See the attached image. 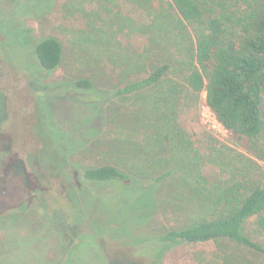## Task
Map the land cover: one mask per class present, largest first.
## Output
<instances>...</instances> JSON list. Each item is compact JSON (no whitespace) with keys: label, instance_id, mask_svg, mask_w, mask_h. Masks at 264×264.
<instances>
[{"label":"rangeland","instance_id":"rangeland-1","mask_svg":"<svg viewBox=\"0 0 264 264\" xmlns=\"http://www.w3.org/2000/svg\"><path fill=\"white\" fill-rule=\"evenodd\" d=\"M135 1L141 0H54L42 13L50 0H0V264H148L159 254L153 235L191 223L195 201L177 167L156 185L147 223L134 188L83 175L84 168L108 164L130 172L139 157L123 148L143 144L156 129L145 117L151 111H136L143 101L118 103L113 93L124 78L112 58L96 57L89 45L93 30H100L121 57L149 48L141 31L152 23L149 5ZM158 7L154 0L152 10ZM43 37H56L64 47L62 64L52 72L35 56ZM153 50L156 63L161 56ZM171 76L181 80L183 74ZM82 79L94 83L91 94L74 90ZM177 119L200 152L204 178H264V150L258 158L248 141H237L207 107L206 94L184 95ZM245 232L263 242L252 222ZM235 251L227 241L183 243L161 264H208L214 256L218 264L217 256ZM243 254L264 264L260 254Z\"/></svg>","mask_w":264,"mask_h":264},{"label":"trees","instance_id":"trees-1","mask_svg":"<svg viewBox=\"0 0 264 264\" xmlns=\"http://www.w3.org/2000/svg\"><path fill=\"white\" fill-rule=\"evenodd\" d=\"M143 2L149 5L146 11L152 16V23L143 25L141 30L148 38L149 48L121 57L111 52L109 46L113 40L100 30L97 34L93 30L88 44L96 57L112 58V65L124 78V83L113 93L118 103L134 106L143 101L136 111H151L145 117H149L156 129L143 144L132 141L130 147L123 148L124 153L139 157L140 164L135 163L130 172L121 169V165L108 164L84 168L83 175L92 183L134 188L142 198L141 212L147 223L156 206V185L171 176L174 167L179 168L195 201L191 223L153 235L158 247L154 256L159 254L148 264H161L171 248L183 243L223 241L239 251L219 259L217 256L218 264H253L246 260L243 251L264 256V178L234 176L215 182L204 178L200 152L180 127L177 112L184 95L206 94L207 107L217 121L237 141H248L249 152L261 157L264 0H168V6L165 0H159L156 11L151 8L154 0H141L139 4ZM53 3L50 0L44 10L38 11L46 12ZM210 11L218 13L208 15ZM153 49L161 56L156 63H151L149 56L155 53ZM34 52L46 71H55L62 64L64 47L56 37L40 38ZM177 71L183 74L181 80L171 76ZM73 86L75 91L81 89L89 94L94 91V83L89 79L79 80ZM88 100L101 108L99 98ZM249 222L263 242L253 240L245 232ZM213 259L208 264H216L215 256Z\"/></svg>","mask_w":264,"mask_h":264},{"label":"built area","instance_id":"built-area-1","mask_svg":"<svg viewBox=\"0 0 264 264\" xmlns=\"http://www.w3.org/2000/svg\"><path fill=\"white\" fill-rule=\"evenodd\" d=\"M210 110V109H209ZM211 111V110H210ZM213 114V113H212ZM214 115V114H213ZM214 117H215V115H214ZM216 118V117H215ZM217 120V119H216Z\"/></svg>","mask_w":264,"mask_h":264}]
</instances>
